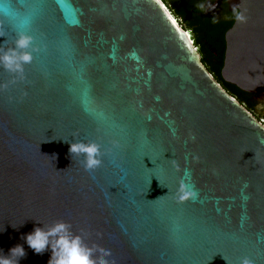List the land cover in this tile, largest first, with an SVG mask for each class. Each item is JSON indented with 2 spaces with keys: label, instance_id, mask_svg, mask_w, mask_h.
Here are the masks:
<instances>
[{
  "label": "water",
  "instance_id": "95a60500",
  "mask_svg": "<svg viewBox=\"0 0 264 264\" xmlns=\"http://www.w3.org/2000/svg\"><path fill=\"white\" fill-rule=\"evenodd\" d=\"M164 5L0 0L13 13H0V47L25 21L34 47L24 80L0 67V249L23 244L20 264H48L22 237L58 220L112 264H264V122ZM239 5L248 20L226 31L221 73L261 95L264 0ZM255 113L264 119L261 97ZM64 140L120 149L88 172ZM182 179L195 200L176 202Z\"/></svg>",
  "mask_w": 264,
  "mask_h": 264
},
{
  "label": "clouds",
  "instance_id": "9594fccd",
  "mask_svg": "<svg viewBox=\"0 0 264 264\" xmlns=\"http://www.w3.org/2000/svg\"><path fill=\"white\" fill-rule=\"evenodd\" d=\"M197 8L202 12L215 9L216 5L212 0H202ZM0 13L12 16L13 13L7 8H0ZM232 18L237 23H246L248 20L247 10L236 4L232 6ZM213 23L217 22V17L213 16ZM22 25L17 31L14 45L11 47H0V67L9 73L14 74L12 83L25 79V65L33 60V37L24 29ZM8 83L0 85V88H7ZM195 139V136L192 137ZM70 144L69 153L71 157H82L81 165L85 171L92 172L102 166L106 155L115 154L120 149L118 142H113L111 149L107 152L104 146L97 140H64ZM188 173L186 172V175ZM159 179V177H157ZM160 181V180H159ZM161 183V182H160ZM161 185H164L161 183ZM198 192L194 186L180 181L176 189L174 198L177 203L186 200H195ZM159 199V197H158ZM36 254H43L50 251L51 255L48 264H112L108 259L111 252L108 249H101L97 245H89L82 235L72 231V225L64 220H58L50 226H36L31 232L22 237ZM26 256L23 244H16L7 253L0 249V264H20V260ZM237 264H255L249 256L239 258Z\"/></svg>",
  "mask_w": 264,
  "mask_h": 264
},
{
  "label": "trees",
  "instance_id": "16d2710c",
  "mask_svg": "<svg viewBox=\"0 0 264 264\" xmlns=\"http://www.w3.org/2000/svg\"><path fill=\"white\" fill-rule=\"evenodd\" d=\"M200 2L201 0H182L179 4L172 7V13L176 18L183 19L185 23V27L183 28L192 33V39L195 46L198 47L200 54L203 51L201 59L209 72L229 94L254 113L258 103L257 94L245 92L236 85L225 81L221 73L226 49L224 32L227 27L229 28L233 24L234 19L228 25L226 24V27L218 21L213 23L212 16L205 14V12L197 8L196 5ZM200 46H202L201 49ZM210 55H214L213 59Z\"/></svg>",
  "mask_w": 264,
  "mask_h": 264
},
{
  "label": "flooded vegetation",
  "instance_id": "af4514ba",
  "mask_svg": "<svg viewBox=\"0 0 264 264\" xmlns=\"http://www.w3.org/2000/svg\"><path fill=\"white\" fill-rule=\"evenodd\" d=\"M202 2V0H201ZM212 2L216 5L215 9L209 10V12H205V14L209 15V16H216L217 17V21L220 24L228 25V23H230V21L233 19L232 18V6L238 4L239 5V0H221V2L219 3V5H217L218 0H212ZM235 22V20H234ZM233 22V23H234ZM233 25V24H232ZM231 25V26H232ZM230 26V27H231ZM229 27V28H230ZM228 27L226 28L225 32H224V37H225V33L226 31L229 29ZM194 42V41H193ZM202 46H200L201 49ZM203 50V49H202ZM214 52H216L215 49H213ZM203 53V51H202ZM201 53V54H202ZM200 54V55H201ZM214 55H210V57L213 59ZM261 95H257L258 98L261 97L263 98V103H264V88L261 90Z\"/></svg>",
  "mask_w": 264,
  "mask_h": 264
},
{
  "label": "rangeland",
  "instance_id": "374dc122",
  "mask_svg": "<svg viewBox=\"0 0 264 264\" xmlns=\"http://www.w3.org/2000/svg\"><path fill=\"white\" fill-rule=\"evenodd\" d=\"M163 2L166 4V6L172 11V7L170 6V4L167 2V0H163ZM177 19L179 20V23L183 26V27H185V23L182 21V19L181 18H179V17H177ZM190 32V31H189ZM190 34H191V36H192V33L190 32ZM255 113V112H254ZM256 114V116L259 118V119H261V120H263V122H264V119H262L257 113H255Z\"/></svg>",
  "mask_w": 264,
  "mask_h": 264
},
{
  "label": "bare ground",
  "instance_id": "6f19581e",
  "mask_svg": "<svg viewBox=\"0 0 264 264\" xmlns=\"http://www.w3.org/2000/svg\"><path fill=\"white\" fill-rule=\"evenodd\" d=\"M163 1V0H162ZM164 3V2H163ZM165 4V3H164ZM164 6H166V4L164 5ZM166 8L168 9V11H169V13H171V15L173 16V18L176 20V22H178V24L180 25V26H182L180 23H179V20L176 18V16L174 15V14H172V12H171V10L166 6ZM183 27V26H182ZM187 31V30H186ZM187 34H188V36H189V38L191 39L192 38V36H191V34H190V32L189 31H187ZM192 43H193V40H192Z\"/></svg>",
  "mask_w": 264,
  "mask_h": 264
},
{
  "label": "snow or ice",
  "instance_id": "6c2138e0",
  "mask_svg": "<svg viewBox=\"0 0 264 264\" xmlns=\"http://www.w3.org/2000/svg\"><path fill=\"white\" fill-rule=\"evenodd\" d=\"M169 20L171 21L173 25H176V20L172 18L170 14H169Z\"/></svg>",
  "mask_w": 264,
  "mask_h": 264
}]
</instances>
